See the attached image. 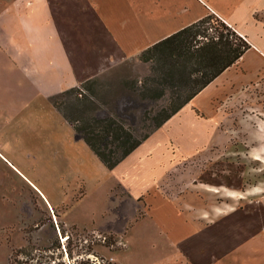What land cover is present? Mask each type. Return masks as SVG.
I'll use <instances>...</instances> for the list:
<instances>
[{
  "label": "rangeland",
  "instance_id": "rangeland-1",
  "mask_svg": "<svg viewBox=\"0 0 264 264\" xmlns=\"http://www.w3.org/2000/svg\"><path fill=\"white\" fill-rule=\"evenodd\" d=\"M22 3L0 0V47L6 46L2 39L8 28L18 23L16 8ZM151 62L129 58L97 75V83L85 85L89 89H82L81 97L87 100L77 102L69 95L57 100L72 118L104 116L112 110L132 113L140 134L147 120L139 118L143 107L155 109L164 100L156 104L142 100L128 85L139 86L154 77ZM255 133L261 142L264 132L256 129ZM263 146L249 142L198 145L176 160L175 201L198 229L206 227L207 253L202 264H264ZM0 152L5 156L0 153V264L10 260L11 264H115L124 259L122 264H134L137 256L136 264H161L162 249H152L145 234L158 239L160 235L149 233L146 224L135 230L145 235L137 254L132 248L137 240L131 236V242L124 239L126 251L117 249L123 243L117 244L109 233L90 231L115 211L111 196L124 195L118 186L122 176L128 180L144 172L145 165L132 161L129 169L105 167L1 48ZM38 189L55 202L57 221L66 224L59 227L60 232ZM13 250L33 258L22 253L11 256ZM170 256V264H193L185 258L180 263L177 251Z\"/></svg>",
  "mask_w": 264,
  "mask_h": 264
},
{
  "label": "crops",
  "instance_id": "crops-1",
  "mask_svg": "<svg viewBox=\"0 0 264 264\" xmlns=\"http://www.w3.org/2000/svg\"><path fill=\"white\" fill-rule=\"evenodd\" d=\"M211 13L249 48L114 167L129 169L132 161L145 165L144 172L128 180L122 176L118 186L124 195L111 196L115 211L102 226L90 229L109 233L117 244L123 243L117 249L126 251L124 239L131 242L133 237L135 254L143 237L150 236L151 248L162 249L161 264L172 263L169 254L173 257L175 251L180 263L185 258L202 264L207 253L206 227L198 229L175 201L176 160L198 145H264V138L255 139L256 129L264 132V0H24L16 8L18 23L8 28L2 39L6 46L0 47L13 67L49 99ZM163 129L166 134L156 135ZM38 192L60 232L66 224L57 221L55 202ZM141 224L160 239L136 233ZM133 259L136 264L138 256Z\"/></svg>",
  "mask_w": 264,
  "mask_h": 264
},
{
  "label": "trees",
  "instance_id": "trees-1",
  "mask_svg": "<svg viewBox=\"0 0 264 264\" xmlns=\"http://www.w3.org/2000/svg\"><path fill=\"white\" fill-rule=\"evenodd\" d=\"M248 48L242 36L211 13L140 51V61H152L154 77H147L139 86L130 83L129 89L153 104L164 100L155 109L153 105L143 107L139 118L147 120L140 134L136 133L132 113L126 110L122 115L112 110L104 116L73 118L63 112L57 97L69 95L77 102L87 100L81 97V90L97 83L98 76L60 91L49 100L75 136L87 144L105 167L112 169ZM15 253L33 258L22 250H13L11 256Z\"/></svg>",
  "mask_w": 264,
  "mask_h": 264
},
{
  "label": "bare ground",
  "instance_id": "bare-ground-1",
  "mask_svg": "<svg viewBox=\"0 0 264 264\" xmlns=\"http://www.w3.org/2000/svg\"><path fill=\"white\" fill-rule=\"evenodd\" d=\"M67 239V238H66ZM64 240V239H63Z\"/></svg>",
  "mask_w": 264,
  "mask_h": 264
}]
</instances>
